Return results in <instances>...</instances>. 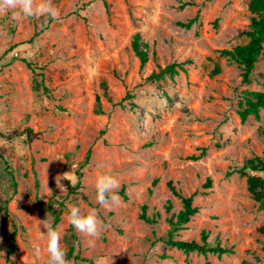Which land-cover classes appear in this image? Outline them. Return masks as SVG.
Wrapping results in <instances>:
<instances>
[{
    "label": "rangeland",
    "instance_id": "rangeland-1",
    "mask_svg": "<svg viewBox=\"0 0 264 264\" xmlns=\"http://www.w3.org/2000/svg\"><path fill=\"white\" fill-rule=\"evenodd\" d=\"M250 1L52 0L57 19L0 14V264H46L47 214L70 264H264L248 184L264 172L239 170L264 159V110L239 114L246 90L264 92V44L249 81L223 53L248 41ZM108 172L119 200L101 207ZM181 196L198 211L174 229ZM69 205L96 208L102 232L75 230Z\"/></svg>",
    "mask_w": 264,
    "mask_h": 264
},
{
    "label": "trees",
    "instance_id": "trees-1",
    "mask_svg": "<svg viewBox=\"0 0 264 264\" xmlns=\"http://www.w3.org/2000/svg\"><path fill=\"white\" fill-rule=\"evenodd\" d=\"M249 11L252 15L250 30L247 31L249 39L246 43L238 45L230 50H225L223 53L228 55L231 59L237 61L244 68V80L249 81L250 75L253 73L256 68V64L259 60L261 51L264 44V0H251L249 4ZM133 48L140 58L141 66H145L148 62V54L140 46V36L136 35L132 42ZM177 64L173 63L167 65L166 67H159V71L152 74V79L162 78L165 74H173L177 71ZM243 108L239 109V114L242 121L248 119L249 116L254 115L259 116L260 110H264V92L259 91H247L244 95ZM241 172L247 170L264 172V159L257 158L248 160L244 166L239 169ZM208 183L211 184L210 179ZM249 190L252 193V197L260 203V208L264 209V179L261 176H250L248 177ZM123 191V190H122ZM183 201V210H181L177 215L170 217L169 221L174 226V229H177L180 225L186 223L190 217L198 211V208L193 205V197L181 196ZM144 207L141 217L147 219L145 215ZM177 219L175 221V218ZM261 231L264 233V227L261 228ZM15 233H12V247L15 245L14 241ZM206 238V237H205ZM169 242L178 247L184 249L187 252L190 251H202V252H212L217 254H223L229 252L230 249L221 247L220 245L211 246L206 241L204 244L197 242L196 240L192 241H175L174 239H169Z\"/></svg>",
    "mask_w": 264,
    "mask_h": 264
},
{
    "label": "clouds",
    "instance_id": "clouds-1",
    "mask_svg": "<svg viewBox=\"0 0 264 264\" xmlns=\"http://www.w3.org/2000/svg\"><path fill=\"white\" fill-rule=\"evenodd\" d=\"M13 12V18L23 20L28 18L50 17L57 19L59 13L52 5V0H0V14L8 11ZM60 190L63 185L60 180L56 181ZM96 201L101 207H110L111 203L119 200L118 190L120 181L111 172L101 174L95 183ZM68 222L75 230L90 236H98L104 223L98 215L96 208H91L85 213L75 205L68 206ZM41 225L46 230V250L48 260L46 264H70L66 259V250L61 245L62 235L59 226L53 227V222L49 216L41 220ZM41 249L35 248V254L40 255Z\"/></svg>",
    "mask_w": 264,
    "mask_h": 264
}]
</instances>
